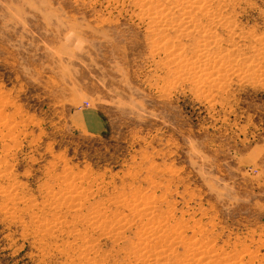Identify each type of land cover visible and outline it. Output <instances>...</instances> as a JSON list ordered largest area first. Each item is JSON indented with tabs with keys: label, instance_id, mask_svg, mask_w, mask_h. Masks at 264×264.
Listing matches in <instances>:
<instances>
[{
	"label": "rangeland",
	"instance_id": "1",
	"mask_svg": "<svg viewBox=\"0 0 264 264\" xmlns=\"http://www.w3.org/2000/svg\"><path fill=\"white\" fill-rule=\"evenodd\" d=\"M181 263L264 264V0H0V264Z\"/></svg>",
	"mask_w": 264,
	"mask_h": 264
},
{
	"label": "crops",
	"instance_id": "2",
	"mask_svg": "<svg viewBox=\"0 0 264 264\" xmlns=\"http://www.w3.org/2000/svg\"><path fill=\"white\" fill-rule=\"evenodd\" d=\"M82 123L85 127H88L91 125L92 121L89 120V118L85 119V118H82ZM97 126V125H96ZM95 130H97L96 128H94Z\"/></svg>",
	"mask_w": 264,
	"mask_h": 264
},
{
	"label": "bare ground",
	"instance_id": "3",
	"mask_svg": "<svg viewBox=\"0 0 264 264\" xmlns=\"http://www.w3.org/2000/svg\"><path fill=\"white\" fill-rule=\"evenodd\" d=\"M199 1V0H198ZM189 1H187L188 4ZM190 3V2H189ZM191 7V6H190ZM216 12V11H215ZM198 19V18H197ZM187 23V22H186ZM188 25V24H187ZM194 28V27H193ZM209 38V35L207 36ZM212 39V38H211ZM210 39V40H211ZM208 41V40H207ZM211 42V41H210ZM218 65V64H217ZM223 71V70H222ZM199 74V73H198ZM215 74V73H214ZM225 76V75H224ZM212 77V76H211ZM259 82V81H258ZM218 84V83H217ZM56 198V197H55ZM78 211V210H77ZM91 212V211H90ZM97 219V218H96ZM100 219V218H99ZM92 221V220H91ZM200 248V247H199ZM198 250V249H197ZM196 253V252H195ZM203 253V252H202ZM160 254V253H159ZM195 255V254H194ZM202 255V254H201ZM163 258V257H162ZM188 259V258H187ZM200 263V262H199ZM182 264V263H181Z\"/></svg>",
	"mask_w": 264,
	"mask_h": 264
}]
</instances>
